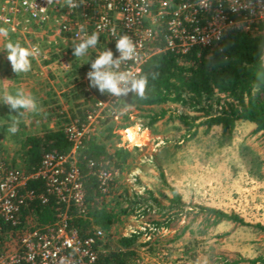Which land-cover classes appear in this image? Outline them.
Here are the masks:
<instances>
[{
	"label": "rangeland",
	"instance_id": "obj_1",
	"mask_svg": "<svg viewBox=\"0 0 264 264\" xmlns=\"http://www.w3.org/2000/svg\"><path fill=\"white\" fill-rule=\"evenodd\" d=\"M32 31L31 35L36 36L44 32L36 27ZM8 40L19 41L22 46L38 45L50 57L58 55L56 44L47 46L38 39H28L26 43L19 35ZM8 40L0 37L1 49L4 50ZM65 45L73 47L70 40ZM4 51L6 56L7 51ZM91 51L95 52V49L89 48L88 54L77 57L81 64L75 70L60 68L59 72L71 79L69 95H80L77 110L91 104L92 98L88 94L99 95L98 89L91 87L87 79L96 58L91 56ZM162 107L166 109V115L150 126L149 118L143 116L147 115L145 111L131 106L119 109V118L101 121L100 132L95 134L97 139L103 140L105 128L114 124L113 133L117 136L103 142L109 144L112 140L116 146L131 151L128 162L121 169L109 163V167L117 172L114 193L108 199L109 207L119 211L129 205L128 201L135 198L133 195H141L140 209L135 214L119 216L107 235L116 240L136 234L139 235L137 243H148L136 250V257L129 264H264L263 135L254 131L252 123L239 121L229 132H223L220 126L207 131L200 125L195 136L187 139L186 122L197 116V123L204 119L202 114L179 105ZM63 109L64 114L59 115L57 122L58 128L64 129L73 117L68 104ZM154 109L158 111L159 107ZM62 110L58 109V113ZM121 113H128L129 121L121 120ZM125 123H129L126 131L117 127ZM146 130L148 134L144 133ZM28 135L9 136L7 143L5 137L0 136V157L21 166V142ZM136 137H140L143 141H138L142 143H135ZM10 141L15 144L14 149L6 151ZM172 189L180 196L182 209L170 201L174 199ZM153 197L165 208L172 207L167 214H163ZM200 206L235 213L244 222L225 220L211 225L199 211ZM156 221L168 224L158 227Z\"/></svg>",
	"mask_w": 264,
	"mask_h": 264
},
{
	"label": "built area",
	"instance_id": "obj_2",
	"mask_svg": "<svg viewBox=\"0 0 264 264\" xmlns=\"http://www.w3.org/2000/svg\"><path fill=\"white\" fill-rule=\"evenodd\" d=\"M76 2L79 7L69 9L66 0H0V27L9 30L8 37H0L8 40L19 35L25 40L36 27L49 28L52 36L79 43L85 35L98 32V44L103 38L112 41L114 56H118L116 39L127 34L137 45V56L122 65L121 70L140 75L154 53L169 50L183 54L193 47L217 43L228 30L264 24V0H190L174 5L162 0L157 6L153 0ZM163 28L164 47H152ZM48 58L42 50L37 57L40 61ZM61 63L68 69L65 61ZM88 96L92 102L84 118L75 117L64 127L72 143L69 153L43 154L33 173L0 157V264L96 263L98 247L105 242L106 233L95 227L92 235L81 237L71 225V208H76L79 215L86 214L77 150L86 138L100 132L101 121L119 118L122 97L101 93ZM87 167L102 192H106L116 179V170L109 167V161L90 160ZM32 182L40 183L41 188L29 187ZM51 200L61 208L52 221L43 222L35 215V204L46 205Z\"/></svg>",
	"mask_w": 264,
	"mask_h": 264
},
{
	"label": "trees",
	"instance_id": "obj_3",
	"mask_svg": "<svg viewBox=\"0 0 264 264\" xmlns=\"http://www.w3.org/2000/svg\"><path fill=\"white\" fill-rule=\"evenodd\" d=\"M153 1L157 6L162 0ZM169 1L174 5L190 0ZM164 33L165 28L159 31L152 42V47H164ZM106 41L109 44L108 49L115 54L113 42L108 39ZM143 74L149 75L147 98L140 99L134 94H129L127 98L122 97L119 109L131 106L138 111H145L147 115L143 116L149 118L148 126L166 115L167 111L162 105H179L192 112L201 113L204 118L196 123L199 117H190L191 121L186 122L187 139L195 136L200 125L205 126L207 131L214 126H220L223 132H229L239 121L252 123L254 131L264 137V24L254 25L248 29L228 30L217 43L209 47H193L183 54L169 50L154 53L143 65L140 75ZM154 107H159V110L156 111ZM85 110L86 108L80 109L81 119L84 118ZM121 118L129 121L128 113H121ZM113 125L105 128L103 140L117 136L113 133ZM128 126L129 123H125L117 127ZM103 140L91 135L77 150V164L85 189L86 214L79 215L73 207L70 218L71 225L78 230L81 237L92 235L95 227L101 228L107 235V231H110L119 216H129L140 209L141 195L137 194L133 195L135 197L133 200L128 201L129 205L120 208L119 211L109 207L108 199L114 193V183L110 185L108 192H102L91 169L87 167L90 160L95 163L109 161L112 166L119 169L128 162L131 156L129 149L116 146L112 140L109 144ZM71 147L72 143L61 127L46 130L40 135H28L21 142L20 167L27 173H33L38 169L43 154L53 151L67 154ZM29 187L41 188L38 182L30 183ZM171 191L174 199L170 201L182 209L180 196L174 189ZM153 200L163 214H167L172 208L171 206L165 208L155 197ZM35 205V215L43 222L52 221L56 210L61 208L53 200L46 205L38 203ZM198 208L205 219L211 221V225H217L225 220L244 222L235 213L229 214L206 206ZM167 224L166 221L155 222L158 227H166ZM138 237L139 235L131 234L114 240L112 235H107L105 242L98 247L95 264H129L136 257V250L148 244L137 243Z\"/></svg>",
	"mask_w": 264,
	"mask_h": 264
},
{
	"label": "crops",
	"instance_id": "obj_4",
	"mask_svg": "<svg viewBox=\"0 0 264 264\" xmlns=\"http://www.w3.org/2000/svg\"><path fill=\"white\" fill-rule=\"evenodd\" d=\"M43 31L44 32H42V34L37 36L31 35L33 33L32 31L24 41L28 43V39L31 41H36L38 39L43 41V44L51 47L52 45L56 44L55 48L57 49L56 52L58 55L50 57L47 52L43 51V53L45 52L50 59L48 58L43 61H40L37 58L33 59L31 71L24 73L22 77L21 73L17 75L12 71L11 63L8 61L7 55L4 56L5 54L3 53L5 51L0 47V136L5 137L4 142L8 140L7 138L9 136L14 138V135L20 137L22 134L40 135L46 130L58 128L59 122H57V120L60 114L61 116L64 114L63 108H65V104H68L69 108L71 109L70 112L73 118H75V114L77 113L79 114L76 117H80V110H77L80 105L81 99H78L80 95H78V93L72 94V96L69 95V92L72 88L70 87L71 79H66V76L59 73L60 68H63L61 63L63 61H65L69 67L74 70L77 66H80L81 63L79 64V59L73 55V47L76 44V41L74 43L72 40H70L72 41L73 47L68 48L65 45V43L69 41L68 39L64 40L62 38H58L57 36H52L53 32L49 28H45ZM11 37H13V35L10 36V38ZM108 45L109 44L106 39L103 38L101 43L95 48V52H97V54L91 51V56H97L100 52L108 49ZM86 54H88V52ZM53 58H55V62ZM21 78L23 79L21 80ZM21 89L26 93H30L36 98L38 103V111L34 113H25L24 116L19 117V130L17 133L11 134L8 132V128L11 121L16 119L17 116L14 111L10 110L9 106L3 103L2 98L5 93L15 94L17 90ZM95 91H97V89H95ZM58 109L63 110L58 113ZM12 138H10V140H12ZM10 142L13 145L10 146L11 144H8L9 148L6 149V151H11L14 149L13 147L15 144L12 143L13 141Z\"/></svg>",
	"mask_w": 264,
	"mask_h": 264
},
{
	"label": "clouds",
	"instance_id": "obj_5",
	"mask_svg": "<svg viewBox=\"0 0 264 264\" xmlns=\"http://www.w3.org/2000/svg\"><path fill=\"white\" fill-rule=\"evenodd\" d=\"M66 5L72 9L79 7L80 4L76 0H66ZM8 34V29L0 27V36L8 37ZM115 34L113 29V35ZM99 38L98 32L85 35L78 44L74 45L73 55L75 57L84 56L89 48L96 47ZM4 50L7 51V59L11 63L12 71L17 75L31 71L32 60L41 54L38 45L22 46L19 41L12 42L11 40L5 44ZM116 51L119 53L118 56H114L111 49H105L92 61L91 70L87 73L90 86L97 88L101 94H108L115 98H127L129 94H134L140 99H146L149 75H137L130 70H121L122 65L134 60L137 56V45L132 37L127 34L120 35L116 39ZM2 100L17 116L8 128L11 134L19 130V117L24 116L25 113L38 111L36 98L22 89L17 90L15 94L5 93Z\"/></svg>",
	"mask_w": 264,
	"mask_h": 264
},
{
	"label": "bare ground",
	"instance_id": "obj_6",
	"mask_svg": "<svg viewBox=\"0 0 264 264\" xmlns=\"http://www.w3.org/2000/svg\"><path fill=\"white\" fill-rule=\"evenodd\" d=\"M147 133L148 134V131L146 130V131H144V133ZM146 136V135H145ZM133 137V135H131V138ZM137 138V137H136ZM136 138H134V140H135V143H137V144H139V143H142V142H139V141H143V140H140V137H138L137 139ZM139 140V141H138Z\"/></svg>",
	"mask_w": 264,
	"mask_h": 264
}]
</instances>
